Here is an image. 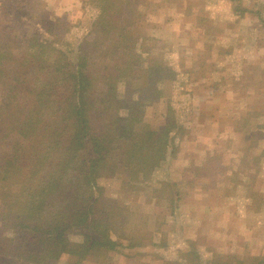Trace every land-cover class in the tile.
I'll return each mask as SVG.
<instances>
[{
  "label": "rangeland",
  "instance_id": "374dc122",
  "mask_svg": "<svg viewBox=\"0 0 264 264\" xmlns=\"http://www.w3.org/2000/svg\"><path fill=\"white\" fill-rule=\"evenodd\" d=\"M91 2L0 0V44L12 41L18 59L28 56L32 34L59 18L60 30H71L65 49L77 61L79 41L95 38L90 29L98 11ZM124 12L133 19L131 31L153 37L147 41L149 64L165 61L176 76L160 84L163 97L144 92V121L157 129L172 107L182 129L176 150L170 147L165 163L137 190L120 177L99 180L104 194L126 211L122 228L133 229L141 246L118 248L106 259L89 255L83 264H264V138H253L245 122L251 114V127L264 133V0H128ZM49 34L43 37L52 40ZM53 56L54 50L46 54ZM92 56L90 72L100 78L112 61L98 51ZM11 59L9 71L18 64ZM24 71L30 81L35 67L27 64ZM141 82L147 83L145 77L137 76L135 87ZM105 89L99 86L97 100ZM2 93L0 87V101ZM251 155L260 160L252 162ZM205 159L213 166L209 171L186 173ZM161 180L175 184L172 202L156 197L152 187ZM81 233L70 239L81 242ZM4 236L13 233L0 223V245ZM69 260L67 255L53 264Z\"/></svg>",
  "mask_w": 264,
  "mask_h": 264
},
{
  "label": "trees",
  "instance_id": "16d2710c",
  "mask_svg": "<svg viewBox=\"0 0 264 264\" xmlns=\"http://www.w3.org/2000/svg\"><path fill=\"white\" fill-rule=\"evenodd\" d=\"M91 1L98 11L90 29L95 38L79 41L77 61L65 49L71 30H60L59 18L32 34L28 56L18 59L12 41L0 44V223L13 233L1 238L0 260L7 264H53L67 255L68 264H83L89 255L106 259L118 248L141 246L133 229L122 228L126 211L104 194L99 180L120 177L137 190L165 163L170 147L176 150L182 124L172 107L159 128L144 121L145 93L163 97L160 84L176 77L174 69L165 61L149 64L147 41L153 37L131 31L133 19L124 12L128 0ZM45 32L53 39L43 37ZM51 50L52 59L46 57ZM96 51L112 61L100 78L90 72ZM13 56L18 64L9 71ZM27 64L35 67L30 81ZM136 75L147 83L135 87ZM101 84L106 89L97 100ZM249 115L247 131L264 138ZM201 167L213 166L206 160L185 171L196 177ZM174 187L161 180L152 188L156 197L172 202ZM78 230L83 240L72 241Z\"/></svg>",
  "mask_w": 264,
  "mask_h": 264
},
{
  "label": "crops",
  "instance_id": "0c3cea01",
  "mask_svg": "<svg viewBox=\"0 0 264 264\" xmlns=\"http://www.w3.org/2000/svg\"><path fill=\"white\" fill-rule=\"evenodd\" d=\"M137 4V3H136ZM240 118H242V117H240ZM205 160H207V159H205ZM261 165H262V163H261ZM261 165L259 166V168L261 167ZM259 171H261V169H258ZM253 190H255V187H254V189ZM264 196V195H263Z\"/></svg>",
  "mask_w": 264,
  "mask_h": 264
}]
</instances>
